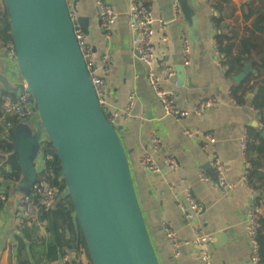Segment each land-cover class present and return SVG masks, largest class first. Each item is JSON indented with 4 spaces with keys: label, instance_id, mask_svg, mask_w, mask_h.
Masks as SVG:
<instances>
[{
    "label": "crops",
    "instance_id": "0c3cea01",
    "mask_svg": "<svg viewBox=\"0 0 264 264\" xmlns=\"http://www.w3.org/2000/svg\"><path fill=\"white\" fill-rule=\"evenodd\" d=\"M75 1L68 0L75 15L89 17L92 58L99 65L104 52H107L114 60L106 74L109 107L124 110L131 92H137L133 117L121 120L123 129L120 132L128 150L139 201L160 263L202 264L197 258L199 249L193 242L195 232L185 225V185H190L193 195L204 206L194 223L204 234L213 236L217 243L211 239L207 241L212 264H257L251 259L252 244L247 236L246 223L250 201L259 197L264 205V153L257 148L250 151V156L259 158L263 163L254 176L255 186L241 176L245 174L249 180L251 163L247 153L250 140L256 146H262L261 139L254 136L255 130L262 133L264 129L261 126L262 113L248 98L250 93L242 103L233 98L232 87L239 84L235 78L244 67L228 74L213 42L219 34L232 36L237 41L251 31L264 34L255 26L260 13L264 11V0H188V6L196 18L198 37L195 40L191 33L193 26L182 9L180 19L173 21L175 0H141L153 8L156 17L167 22L165 31L157 28L154 35L156 67L161 70L170 65L177 71L165 86L176 90L181 103L189 107L202 98L214 97L218 100V104L207 107L201 114L192 113L182 120L165 115L161 100L147 81L146 70L131 42L126 0H107L117 12L116 23L108 34L100 29L96 0H77L78 11L74 10ZM247 13H251L249 17ZM184 34L190 37L192 46L188 63L182 54ZM17 71L16 63L0 53V74L13 85L24 80ZM260 74L264 77V69ZM251 79L253 83L255 77ZM3 88L0 82V91ZM142 115L145 118H141ZM185 128H200L213 134L215 141L212 149L224 162L228 182L236 184L232 190L228 186L214 187L211 184L217 180V176L208 163L210 148L204 147L202 136L189 138L184 135ZM155 133L161 136L157 150L151 147ZM245 133L248 136L246 151L241 146ZM146 148L150 149L161 168L157 173L146 171L140 164V156ZM168 156H175L178 162L175 169L167 166ZM16 167L19 166L15 151L0 153V190L8 195L7 200L0 203V264H61L63 254L60 249L72 246L74 242L73 235H69V211L73 204L68 198L62 199L54 210H41L34 222L21 227L17 222L16 209L24 193L15 188L20 171L17 180L10 179ZM200 170L205 171L209 178L201 181L198 176ZM166 226L176 229L183 243L178 257L172 253L165 233ZM260 234L264 243V214Z\"/></svg>",
    "mask_w": 264,
    "mask_h": 264
},
{
    "label": "water",
    "instance_id": "95a60500",
    "mask_svg": "<svg viewBox=\"0 0 264 264\" xmlns=\"http://www.w3.org/2000/svg\"><path fill=\"white\" fill-rule=\"evenodd\" d=\"M179 2L195 40L194 11L188 0ZM5 3L16 49L13 60L24 82L13 85L2 74L0 82L9 92L29 91L40 115L35 129L22 125L15 134L20 168L15 188L23 194L35 184L40 140L45 135L61 161L92 264H161L139 201L120 132L123 126L110 121L103 110L74 32L75 21L89 33V17L73 20L68 0ZM76 5L77 0L74 10L78 11ZM252 69L246 62L236 81L240 83ZM261 136L264 139V129ZM212 241L216 243L215 238Z\"/></svg>",
    "mask_w": 264,
    "mask_h": 264
},
{
    "label": "built area",
    "instance_id": "2783aa9c",
    "mask_svg": "<svg viewBox=\"0 0 264 264\" xmlns=\"http://www.w3.org/2000/svg\"><path fill=\"white\" fill-rule=\"evenodd\" d=\"M126 2L130 17L129 27L133 49L139 54L140 61L146 70L147 81L157 97L161 100L165 115L176 120H182L189 114H201L207 107L218 104L216 98L208 97L198 100L192 107H189L181 103L176 90L165 86V84L175 76L177 71L170 65L165 66L161 70L156 67V44L154 35L157 28L165 31L167 22L163 18L156 17L153 8L141 0H126ZM96 4L100 29L104 34H108L116 23L117 12L113 5L107 0H96ZM181 13L179 2L175 0L173 4L174 22L180 19ZM71 15L74 20L76 17L75 12L72 11ZM74 32L90 70L92 82L97 91L103 110L110 121L116 125L123 126L121 120H129L133 117L134 104L137 99L136 90L131 92L128 105L124 110L118 108L112 110L109 107V85L106 80V74L109 72L114 62L113 57L107 52H104L101 63L98 65L92 58L93 46L91 45L90 35L75 21ZM213 47L218 52L217 40H214ZM191 48L190 37L184 34L182 40V54L187 60V63L189 62ZM0 53H3L6 57L13 60L16 56L14 42L5 41L0 37ZM14 93V95L3 94L2 90L0 91V137H5L12 141L15 138L17 130L22 125H29V123L33 121L36 123L40 119L39 112L36 108V102L32 94L27 90H19ZM141 118H145V115H142ZM261 126H264L262 122ZM183 133L189 138L203 137L204 147L210 148L211 151L210 158L208 159L210 170L217 176V180L212 181L211 184L214 187L217 185L228 186V189L232 190L236 184L228 182L224 171V162L220 155L212 149V145L215 141L213 134L209 131H202L200 128H185L183 129ZM43 138H46V136L43 135ZM43 138L40 140V152L37 160V178L35 184L29 192L23 194L16 209L17 222L21 227L27 223L34 222L41 210H54L59 200L66 194L60 184L54 182V166H47L45 163V156L41 150ZM247 138L248 136L246 133L241 138V146L244 151L247 150ZM160 141V134L155 133L151 139V147L153 150H157ZM140 164L146 171L151 173H157L161 169L148 148L141 154ZM166 164L169 168L175 169L178 162L175 156H168L166 158ZM198 176L201 181L209 178L207 173L203 170L199 171ZM241 177H245L247 182H249L245 174ZM185 193L187 198V205L185 203L183 205L185 225L190 226L195 232V239L193 242L199 249L197 258L202 264H212V256L209 252L207 241L209 239L212 240L213 236L204 234L194 223L195 217L204 206L193 195L190 185H185ZM7 198V193L0 190V203L5 202ZM263 214L264 205L257 197L253 198L248 205L246 230L247 236L252 244L251 259L257 264H264L260 258L261 245L258 238ZM165 233L170 241L173 255L178 257L181 252V245L183 244L179 240L178 231L171 226H166ZM71 234L73 235L72 230L69 231V235ZM61 264H90V260L85 254L77 255L75 252H70L62 255Z\"/></svg>",
    "mask_w": 264,
    "mask_h": 264
},
{
    "label": "trees",
    "instance_id": "16d2710c",
    "mask_svg": "<svg viewBox=\"0 0 264 264\" xmlns=\"http://www.w3.org/2000/svg\"><path fill=\"white\" fill-rule=\"evenodd\" d=\"M250 12V11H249ZM255 13V11H252ZM251 14V13H250ZM247 13V17L250 16ZM264 11H262L258 17L255 26H258L260 31L264 32ZM0 37L5 41L14 42V37L12 33L11 20L8 13V9L6 7L5 0H0ZM218 42V52L222 56V64L227 67L228 74H233L235 72L240 71L246 61L251 60L253 65V71L247 75V78L243 79L239 84L234 85L231 90V94L234 99L238 102L242 103L247 100L246 96L248 93L256 92L254 95L252 103L254 106L262 113L261 114V122L264 124V77H261V70L264 69V34H257L255 31H251L250 34L242 36L239 41H237L232 36H228L225 34H219L217 36ZM255 77L253 83L250 81L251 78ZM3 94H12L14 92H9L2 89ZM31 125L35 129V122H30ZM254 136L256 138L261 139L262 146H256V144L250 140L249 142V150L247 153V159L251 166L249 168V181L253 186L254 176L258 173V167L263 165L262 161L259 158H253L250 156V151L252 148H257L260 153H264V139L261 136V130H255ZM41 150L44 154L45 163L47 166H54L55 168V179L54 182L60 184L61 188L65 191V195L61 198L65 199L69 197L67 191V184L65 180V176L63 173V169L61 167V161L57 155V151L50 141L48 137L43 138L41 142ZM14 151V144L12 140L0 137V153L1 154H9ZM50 156V157H49ZM20 171L19 167H16L14 170V174H11L10 179L15 181L18 179V172ZM58 203H60V201ZM258 200L261 201V199ZM69 223L74 235V242L72 246L61 248L60 251L62 254L75 252L77 255L85 254L90 260V264H92L90 254L87 248V244L85 242V238L83 236V232L78 223L76 214L74 212V206L71 207L69 211ZM259 241H260V258L264 262V243L262 239V235L259 231ZM263 245V246H262Z\"/></svg>",
    "mask_w": 264,
    "mask_h": 264
},
{
    "label": "rangeland",
    "instance_id": "374dc122",
    "mask_svg": "<svg viewBox=\"0 0 264 264\" xmlns=\"http://www.w3.org/2000/svg\"><path fill=\"white\" fill-rule=\"evenodd\" d=\"M14 61V60H13ZM15 62V61H14ZM16 63V62H15ZM16 65H17V63H16ZM17 70H18V66H17ZM22 77V76H21ZM24 81V80H23ZM23 90H26V89H23ZM69 199L71 200V198H70V196L68 197V201H69ZM71 202H72V200H71Z\"/></svg>",
    "mask_w": 264,
    "mask_h": 264
}]
</instances>
